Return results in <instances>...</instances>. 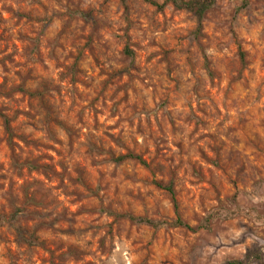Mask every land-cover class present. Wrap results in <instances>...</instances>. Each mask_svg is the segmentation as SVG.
Masks as SVG:
<instances>
[{
    "label": "rangeland",
    "instance_id": "obj_1",
    "mask_svg": "<svg viewBox=\"0 0 264 264\" xmlns=\"http://www.w3.org/2000/svg\"><path fill=\"white\" fill-rule=\"evenodd\" d=\"M232 261L264 264V0H0V264Z\"/></svg>",
    "mask_w": 264,
    "mask_h": 264
},
{
    "label": "trees",
    "instance_id": "obj_2",
    "mask_svg": "<svg viewBox=\"0 0 264 264\" xmlns=\"http://www.w3.org/2000/svg\"><path fill=\"white\" fill-rule=\"evenodd\" d=\"M217 0H190L188 2H180L179 0H174V2L179 5L180 7H185V8H189L192 9L196 12V14L199 17H202L208 10H210L216 3ZM125 158H137L139 159L138 156H135L133 154H129L128 156H123L120 157L118 160H124ZM162 184H160L161 186ZM164 189H166L172 196L176 207L178 206L177 204V200H176V191L174 188L173 184H170L168 186H163ZM175 226H185V227H189L185 222H183L181 219H178L175 223ZM239 262L236 261H232L229 264H238Z\"/></svg>",
    "mask_w": 264,
    "mask_h": 264
}]
</instances>
